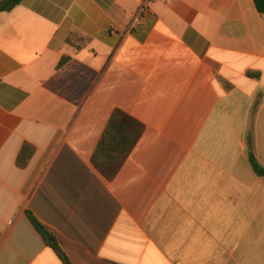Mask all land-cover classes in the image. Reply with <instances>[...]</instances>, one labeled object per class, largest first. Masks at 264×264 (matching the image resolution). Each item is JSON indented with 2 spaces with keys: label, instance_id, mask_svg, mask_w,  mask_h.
<instances>
[{
  "label": "crops",
  "instance_id": "1",
  "mask_svg": "<svg viewBox=\"0 0 264 264\" xmlns=\"http://www.w3.org/2000/svg\"><path fill=\"white\" fill-rule=\"evenodd\" d=\"M143 1L0 13V264H63L28 213L71 264H264V14ZM115 111L143 134L98 168Z\"/></svg>",
  "mask_w": 264,
  "mask_h": 264
},
{
  "label": "trees",
  "instance_id": "2",
  "mask_svg": "<svg viewBox=\"0 0 264 264\" xmlns=\"http://www.w3.org/2000/svg\"><path fill=\"white\" fill-rule=\"evenodd\" d=\"M23 1L24 0H3L0 3V13L11 12ZM254 2L257 10L261 14H264V0H254ZM71 37L75 42L74 46L78 50L86 46V44L90 41L89 38L81 37L75 33H72L68 43L72 42ZM67 60L68 58H63L60 66L66 63ZM256 77H258V75H256ZM142 134L143 126L139 122L120 111H115L94 153V164L98 168L103 163L113 165V167H118L132 153ZM33 152L34 148L32 146L28 144L24 145L18 159V164L20 167H25ZM249 159L256 175L264 178V167L258 162L253 154H250ZM28 217L35 229L46 241V243L55 251L62 263L71 264L56 242L49 243V239L51 238L50 234L39 223L34 215L32 213H28Z\"/></svg>",
  "mask_w": 264,
  "mask_h": 264
},
{
  "label": "built area",
  "instance_id": "3",
  "mask_svg": "<svg viewBox=\"0 0 264 264\" xmlns=\"http://www.w3.org/2000/svg\"><path fill=\"white\" fill-rule=\"evenodd\" d=\"M154 1L155 0H144L139 11H138V16L144 15V13H146L149 10L150 4Z\"/></svg>",
  "mask_w": 264,
  "mask_h": 264
},
{
  "label": "water",
  "instance_id": "4",
  "mask_svg": "<svg viewBox=\"0 0 264 264\" xmlns=\"http://www.w3.org/2000/svg\"><path fill=\"white\" fill-rule=\"evenodd\" d=\"M50 241H52V239Z\"/></svg>",
  "mask_w": 264,
  "mask_h": 264
}]
</instances>
